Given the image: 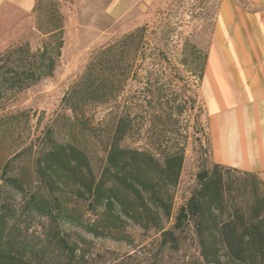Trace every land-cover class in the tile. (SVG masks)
Masks as SVG:
<instances>
[{
	"label": "rangeland",
	"instance_id": "obj_1",
	"mask_svg": "<svg viewBox=\"0 0 264 264\" xmlns=\"http://www.w3.org/2000/svg\"><path fill=\"white\" fill-rule=\"evenodd\" d=\"M226 1L141 0L113 19L105 0H0V66L16 67L29 84L0 82V264H204L194 201L214 163L202 85L218 16L231 7ZM53 27L58 53L43 76L34 55ZM139 27L125 41L119 88L100 97L118 71L116 59L107 76L95 63L88 90L76 86L93 54L116 50ZM25 43L23 55L10 53ZM113 139L159 161L183 155L171 209L147 230L118 205L112 214L75 198L59 174L63 192H50L36 173L43 151L71 143L99 176ZM248 174L264 197V172ZM251 202L250 195L241 199L245 208Z\"/></svg>",
	"mask_w": 264,
	"mask_h": 264
},
{
	"label": "trees",
	"instance_id": "obj_2",
	"mask_svg": "<svg viewBox=\"0 0 264 264\" xmlns=\"http://www.w3.org/2000/svg\"><path fill=\"white\" fill-rule=\"evenodd\" d=\"M142 31L143 27H139L124 36L116 50L108 46L93 54L76 86L88 90L95 63L99 65L98 75L107 76L104 74L107 63L116 59L118 71L112 73L111 86L105 87L100 97L109 94L108 90L119 88L125 76V68L121 65L127 50L125 41ZM43 33L45 37L34 56L39 60L42 75L49 76L54 69L59 44L55 42L56 27ZM26 44L17 46L10 53L23 55ZM22 55L16 60L22 61ZM26 64L31 68L32 64ZM22 75L16 67L6 63L0 66L1 84L22 89L29 85ZM36 164L38 178L50 192H63L56 178L59 174L74 188L69 192L75 198L112 214L118 205L121 214L147 230L155 226L159 214L166 215L171 209L170 188L178 182L183 155L175 153L159 161L137 149L121 147L118 140L113 139L99 176L94 174L85 152L71 143L60 145L58 150L43 151ZM238 172L214 163L197 190L194 209L204 264H264V197L257 195L249 172ZM6 182L20 188L14 177H6ZM247 195L252 202L245 208L241 199Z\"/></svg>",
	"mask_w": 264,
	"mask_h": 264
},
{
	"label": "crops",
	"instance_id": "obj_3",
	"mask_svg": "<svg viewBox=\"0 0 264 264\" xmlns=\"http://www.w3.org/2000/svg\"><path fill=\"white\" fill-rule=\"evenodd\" d=\"M113 19L141 0H105ZM205 59L212 161L242 172H264V0H227ZM227 6V5H226ZM228 7V6H227Z\"/></svg>",
	"mask_w": 264,
	"mask_h": 264
}]
</instances>
